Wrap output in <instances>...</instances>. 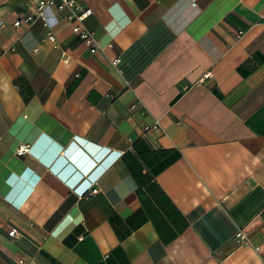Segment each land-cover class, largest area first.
<instances>
[{
	"label": "crops",
	"instance_id": "obj_1",
	"mask_svg": "<svg viewBox=\"0 0 264 264\" xmlns=\"http://www.w3.org/2000/svg\"><path fill=\"white\" fill-rule=\"evenodd\" d=\"M80 2L0 0V264H264V0Z\"/></svg>",
	"mask_w": 264,
	"mask_h": 264
},
{
	"label": "built area",
	"instance_id": "obj_2",
	"mask_svg": "<svg viewBox=\"0 0 264 264\" xmlns=\"http://www.w3.org/2000/svg\"><path fill=\"white\" fill-rule=\"evenodd\" d=\"M55 9L58 12H66V19L73 25V32L90 48L92 53H95L101 50V46L95 36V33L88 29L85 25L86 19L91 15L92 11L90 9L84 8L80 2V0H37L36 9L30 13L22 16L18 21L15 22V26H21L22 24L31 25L33 22L40 20L43 24L51 28V21L47 16L48 10ZM47 40H49L54 48H59L56 36L50 30L47 36ZM63 59L65 62L68 61V57L63 54ZM120 58H115L112 60V65L117 67L120 63ZM210 73L206 74L208 77ZM159 127L158 121L151 128L157 129ZM148 130L150 127L147 128ZM26 152V147H19L17 153L22 155ZM98 192L97 189L93 190L89 193L88 196L94 195ZM18 234L16 229H12L10 231V236H16ZM236 239L239 246L250 245V237L249 232L246 229H239L236 233ZM259 250L258 247L255 248ZM25 260L20 259L16 262V264H24Z\"/></svg>",
	"mask_w": 264,
	"mask_h": 264
}]
</instances>
